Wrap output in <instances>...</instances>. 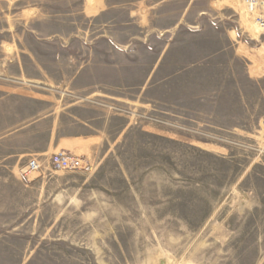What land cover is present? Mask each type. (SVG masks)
<instances>
[{
	"label": "rangeland",
	"instance_id": "374dc122",
	"mask_svg": "<svg viewBox=\"0 0 264 264\" xmlns=\"http://www.w3.org/2000/svg\"><path fill=\"white\" fill-rule=\"evenodd\" d=\"M83 4L0 0V26H9L0 69L15 71L10 59L33 56L49 76L29 80L89 86L128 106L134 91L127 76L118 87L109 78L102 84L90 69L78 76L79 60L65 67L63 56L94 61L133 51L153 66L167 37L191 38L201 24L210 26L203 32L210 42L217 36L264 66V31L242 0H95L87 11ZM24 22L43 37L39 45ZM4 79L9 86L25 80ZM152 105L164 113L152 110L149 121L136 119L123 132L124 119L116 118L92 145L78 146L89 172L54 170L38 159L41 170L22 175L34 156L13 171L0 166V231L38 242L41 256L52 248L56 264H264V117L247 118L254 124L241 132ZM6 151L0 145V160Z\"/></svg>",
	"mask_w": 264,
	"mask_h": 264
},
{
	"label": "crops",
	"instance_id": "0c3cea01",
	"mask_svg": "<svg viewBox=\"0 0 264 264\" xmlns=\"http://www.w3.org/2000/svg\"><path fill=\"white\" fill-rule=\"evenodd\" d=\"M84 1L88 4H83V11L95 10V0ZM102 9L96 8V12ZM29 13L33 18L36 12ZM25 23L28 31L36 34L31 38L32 42L39 45L43 37L37 36L39 31ZM8 27L0 26V42H4L2 37L7 35L4 31ZM209 27L199 25V31L191 33V38L185 39L179 32L167 37L153 66L151 63L147 67L145 63L142 65L133 51L123 52L120 56L99 54L94 61L84 55H79L78 59L63 56L65 67L70 68L72 61L79 60L78 76L86 75L90 69L96 78L100 77L102 84L104 78H109L111 85H115L121 76H127L134 91L128 106L119 97L105 95L99 90L88 91L89 86L39 84L40 80H29L28 77L39 78L49 73H45L32 55V58L26 55L25 61L21 56L10 59L9 64L16 65L15 71L0 69V145L7 148L1 156L0 166L13 171L21 158L29 156L49 161L51 154L60 149L83 156L78 146L92 145L97 134L103 133L101 126L111 128L116 118L124 119L123 132L132 122L135 124L136 119L143 124L149 121L152 110L164 113L152 103L168 111L174 110L178 117H197L211 124L247 132L246 127L254 124L247 118L264 117V111H260L264 110L261 105L264 103V66L254 62L256 59L248 52L238 53L225 40L222 44L217 36L210 37V42L203 33ZM212 30L216 33L215 27ZM219 42L222 47L216 50ZM57 43L61 44L59 40ZM208 43L212 44L211 48ZM62 44L65 45V41ZM183 52L186 57L182 59ZM55 57V64L61 61L58 55ZM12 76L25 80H19L15 85L5 84L4 78ZM137 110L142 113L137 114ZM50 249L46 248V255L41 256L38 242L23 244L17 232L0 231V264H56Z\"/></svg>",
	"mask_w": 264,
	"mask_h": 264
},
{
	"label": "built area",
	"instance_id": "2783aa9c",
	"mask_svg": "<svg viewBox=\"0 0 264 264\" xmlns=\"http://www.w3.org/2000/svg\"><path fill=\"white\" fill-rule=\"evenodd\" d=\"M245 11L252 15L253 24L264 31V0H242ZM49 163L54 170L81 171L89 172L92 168L91 163L67 150L60 149L51 154ZM41 163L36 157L29 158L24 166L20 168V173L24 176L39 172Z\"/></svg>",
	"mask_w": 264,
	"mask_h": 264
}]
</instances>
